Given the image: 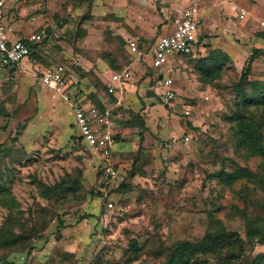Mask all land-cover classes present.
<instances>
[{
	"label": "rangeland",
	"instance_id": "obj_1",
	"mask_svg": "<svg viewBox=\"0 0 264 264\" xmlns=\"http://www.w3.org/2000/svg\"><path fill=\"white\" fill-rule=\"evenodd\" d=\"M189 1L5 0L23 35H49L27 68L0 62V264H164L176 243L207 232L264 234V155L239 129L250 120L264 133V104L245 100L253 86L242 80L264 48V0H197L202 50L171 56L163 74L176 97L166 103L152 49ZM59 63L69 99L40 79ZM125 67L130 84L110 94V75ZM250 79L264 83V55ZM78 100L112 107L115 179L76 141ZM245 249L251 260L264 244Z\"/></svg>",
	"mask_w": 264,
	"mask_h": 264
},
{
	"label": "built area",
	"instance_id": "obj_2",
	"mask_svg": "<svg viewBox=\"0 0 264 264\" xmlns=\"http://www.w3.org/2000/svg\"><path fill=\"white\" fill-rule=\"evenodd\" d=\"M4 2L5 0H0V62L6 65H15L26 59L32 53L33 47L48 37L49 31L48 27L45 26L33 31L26 37L12 40L11 36L14 28L7 21ZM196 7L197 0H190L189 4L173 19L174 31L160 36L152 49V64L160 74L158 75V82L161 86L159 95L166 103H171L176 97L173 76L163 74L164 68L171 62V56L173 54H184L197 57L202 50L199 38L203 21ZM247 14L246 9H240L239 16L241 19L245 18ZM130 50L133 53H142L138 41L131 42ZM173 70L172 66L167 67L169 73ZM66 72V66L59 63L45 67L41 71L40 79L44 85L60 93H65V97L69 99V94L66 92L68 87ZM130 78L131 71L129 67L114 71L111 74L109 92L115 93L117 84H122ZM72 107L75 111L76 127L80 132L82 141L103 156L104 162L101 165H103L107 175L115 179L118 177V169L108 161L115 143L112 107L105 106L101 109L96 105H82L77 102L73 103ZM185 113L190 114V111L186 110ZM108 206L113 207V201H109Z\"/></svg>",
	"mask_w": 264,
	"mask_h": 264
},
{
	"label": "trees",
	"instance_id": "obj_3",
	"mask_svg": "<svg viewBox=\"0 0 264 264\" xmlns=\"http://www.w3.org/2000/svg\"><path fill=\"white\" fill-rule=\"evenodd\" d=\"M211 52L212 51L209 50L208 55H205L203 58L210 57ZM219 52L220 51H217L216 54H220L223 51ZM262 55H264V48L256 47L253 49L250 58L244 65L242 80L253 86L250 94L245 93V100L247 99L249 102L264 104V83L260 81L253 82L250 79L255 61L258 59V56ZM157 79H159V76ZM94 105L101 109L104 108L101 103H94ZM239 129L241 130V141L246 149L250 153H261L264 155V133L262 131V126L253 121L244 120L239 126ZM75 138L78 142L82 141L81 136H75ZM114 140L116 141L115 136ZM140 150L141 147H139V152ZM236 175L235 173V176ZM247 242L252 246L255 243L264 244V234H260L258 237L251 235L249 241H246L236 231H227L223 229L207 232L201 242L185 240L176 243L172 247L169 259L164 264H264V253L258 254L252 257L251 260H248L245 249ZM134 245L135 250L138 251L137 244L135 243ZM212 259L215 260V262H213Z\"/></svg>",
	"mask_w": 264,
	"mask_h": 264
},
{
	"label": "crops",
	"instance_id": "obj_4",
	"mask_svg": "<svg viewBox=\"0 0 264 264\" xmlns=\"http://www.w3.org/2000/svg\"><path fill=\"white\" fill-rule=\"evenodd\" d=\"M6 18H7V21L13 26V28H14V32H13V34H12V36H11V38H12V40H16V39H18V38H22V37H26V36H28L29 34H26V35H23L25 32L23 31V29H22V27L20 26V25H17L16 23H14L13 22V19L11 18V16L9 17V15H7V13H6ZM200 31H201V29H200ZM32 33V32H31ZM201 33V32H200ZM156 43V42H155ZM155 45V44H154ZM154 47V46H153ZM38 49V47H36V45H35V47H34V49H33V51H32V53L26 58V59H24L23 61H22V63H20V65H22V66H25L26 68L29 66V64H30V56L33 54V52L34 51H36ZM157 73H158V71H156ZM131 75H132V72H131ZM158 75H160L159 73H158ZM132 78V77H131ZM131 78L130 79H128L127 81H125L124 83H122V84H117V89H116V92L114 93V94H117V93H123L124 92V90L125 89H127V86L130 84L129 82H130V80H131ZM111 84V75H110V77H109V80H108V82H107V87H109V85ZM75 102H77V103H79V104H82V105H92V103H84L82 100H78V101H75ZM74 102V103H75Z\"/></svg>",
	"mask_w": 264,
	"mask_h": 264
}]
</instances>
